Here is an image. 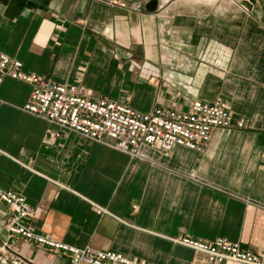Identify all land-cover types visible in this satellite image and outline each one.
Wrapping results in <instances>:
<instances>
[{
    "label": "crops",
    "instance_id": "1",
    "mask_svg": "<svg viewBox=\"0 0 264 264\" xmlns=\"http://www.w3.org/2000/svg\"><path fill=\"white\" fill-rule=\"evenodd\" d=\"M0 0V51L23 71L135 109L230 107L203 153L142 146L136 157L23 110L31 86L0 85V188L35 208L37 230L146 264H207L177 240L225 238L264 254V0ZM244 127H238L239 122ZM99 208L106 212H98ZM30 264H71L8 238ZM223 264H237L227 262Z\"/></svg>",
    "mask_w": 264,
    "mask_h": 264
},
{
    "label": "built area",
    "instance_id": "2",
    "mask_svg": "<svg viewBox=\"0 0 264 264\" xmlns=\"http://www.w3.org/2000/svg\"><path fill=\"white\" fill-rule=\"evenodd\" d=\"M5 78L30 84L31 93L23 110L55 126L53 138L74 133L90 142L107 143L133 157L142 146L163 152L181 146L203 153L215 131L231 124L230 107L222 99L213 103L196 100L186 110L156 106L143 112L132 107L130 94L95 99L76 85L25 73L20 60L0 51V85ZM244 126L242 121L238 123V127ZM0 202L11 212L5 221L8 238L65 255L71 264H146L118 251L79 248L46 236L30 223L35 208L14 191L0 188ZM102 211L106 212L99 208L98 212ZM177 243L204 253L207 264H264V254L245 250L240 243L225 238L207 242L184 237ZM0 264L30 263L14 254L7 241H0Z\"/></svg>",
    "mask_w": 264,
    "mask_h": 264
},
{
    "label": "water",
    "instance_id": "3",
    "mask_svg": "<svg viewBox=\"0 0 264 264\" xmlns=\"http://www.w3.org/2000/svg\"><path fill=\"white\" fill-rule=\"evenodd\" d=\"M156 8H157V0H150L146 6V9L151 12L155 11Z\"/></svg>",
    "mask_w": 264,
    "mask_h": 264
}]
</instances>
